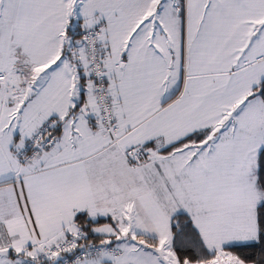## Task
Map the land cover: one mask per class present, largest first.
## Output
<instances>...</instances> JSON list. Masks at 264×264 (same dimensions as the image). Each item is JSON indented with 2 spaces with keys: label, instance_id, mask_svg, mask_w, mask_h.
<instances>
[{
  "label": "snow or ice",
  "instance_id": "1",
  "mask_svg": "<svg viewBox=\"0 0 264 264\" xmlns=\"http://www.w3.org/2000/svg\"><path fill=\"white\" fill-rule=\"evenodd\" d=\"M0 264H264V0H0Z\"/></svg>",
  "mask_w": 264,
  "mask_h": 264
}]
</instances>
